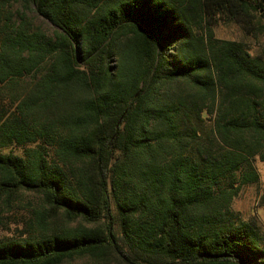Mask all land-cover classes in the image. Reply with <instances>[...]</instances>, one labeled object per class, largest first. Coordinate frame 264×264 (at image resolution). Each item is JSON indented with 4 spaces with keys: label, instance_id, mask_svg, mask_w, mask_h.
<instances>
[{
    "label": "trees",
    "instance_id": "obj_1",
    "mask_svg": "<svg viewBox=\"0 0 264 264\" xmlns=\"http://www.w3.org/2000/svg\"><path fill=\"white\" fill-rule=\"evenodd\" d=\"M221 25L261 36L264 0H0V203L37 200L0 264H264L229 211L264 162V53Z\"/></svg>",
    "mask_w": 264,
    "mask_h": 264
},
{
    "label": "rangeland",
    "instance_id": "obj_2",
    "mask_svg": "<svg viewBox=\"0 0 264 264\" xmlns=\"http://www.w3.org/2000/svg\"><path fill=\"white\" fill-rule=\"evenodd\" d=\"M17 9L18 5L14 7L13 11ZM26 18L32 23L34 29L38 28L48 35L52 33V27L49 23L36 13L28 12ZM215 35L224 40L244 42L252 54L264 53V34L259 37L246 36L236 26L221 25L215 29ZM11 151L15 152L13 149ZM3 152L8 153L9 149ZM253 165L258 173L259 182L242 187L229 205V211L234 218L255 223L264 232V162L256 158ZM36 205V198L29 195L22 196L10 205L0 203V240L8 237H19L24 221L28 219L29 207ZM88 263L87 260L77 259L64 264Z\"/></svg>",
    "mask_w": 264,
    "mask_h": 264
}]
</instances>
